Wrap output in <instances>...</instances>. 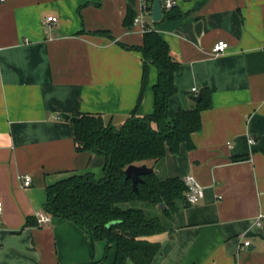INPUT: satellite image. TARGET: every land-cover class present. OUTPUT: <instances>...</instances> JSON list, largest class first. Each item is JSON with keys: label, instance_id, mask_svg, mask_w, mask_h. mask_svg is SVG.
Here are the masks:
<instances>
[{"label": "crops", "instance_id": "crops-1", "mask_svg": "<svg viewBox=\"0 0 264 264\" xmlns=\"http://www.w3.org/2000/svg\"><path fill=\"white\" fill-rule=\"evenodd\" d=\"M136 6L137 0H0V264L114 259L113 243L91 246L72 221L50 216L39 224L35 214L43 211L46 185L76 173L103 176V156L75 149L74 114L100 115L120 127L133 110L152 111L156 70L147 64L142 76L141 53L132 48L142 32L125 24L128 7L135 14ZM46 16L58 20L47 24ZM146 24L179 63L168 118L194 108L191 97L201 89L211 104L199 112L190 146L181 143L155 164L168 178L192 175L203 195L175 212L170 230L148 237L158 245L150 264H264V224H254L264 214V0H175ZM217 40L227 47L212 55ZM242 240L249 245L240 251Z\"/></svg>", "mask_w": 264, "mask_h": 264}, {"label": "trees", "instance_id": "trees-1", "mask_svg": "<svg viewBox=\"0 0 264 264\" xmlns=\"http://www.w3.org/2000/svg\"><path fill=\"white\" fill-rule=\"evenodd\" d=\"M133 13L128 7L125 24H132ZM132 48L141 53L143 77L147 64L156 70L151 113L139 116L133 110L120 127L105 123L100 115L74 114L70 124L75 149L103 156V176L76 173L48 184L43 206L50 216L72 221L85 232L91 246L96 240H103L107 248L113 243L116 252L110 264H150L158 245L148 237L170 230L173 215L187 204L184 185L177 177L158 171L144 174L134 191L125 168L146 164L157 169L155 164L166 152L177 153L183 142L189 147V134L201 126L199 112L211 106L208 91L201 89L194 108L177 110L168 118L167 100L175 93L173 74L179 63L151 27L142 33L140 46Z\"/></svg>", "mask_w": 264, "mask_h": 264}, {"label": "built area", "instance_id": "built-area-1", "mask_svg": "<svg viewBox=\"0 0 264 264\" xmlns=\"http://www.w3.org/2000/svg\"><path fill=\"white\" fill-rule=\"evenodd\" d=\"M175 0H159L161 13L163 11H167L172 8L174 5ZM152 0H137V6H136V15L133 18V24L138 26L139 30L143 33L146 30H148V26L146 24V17L150 14V3ZM58 20L57 17L53 16H46L45 22L47 24L50 23H56ZM227 47V42H224L222 40H217L214 42V44L211 47V53L212 55H219L224 52V50ZM194 91V89H193ZM61 118L60 116L57 118ZM249 143H252V139H248ZM23 179V185L28 186L30 183V177L27 175L22 176ZM181 182L184 185V196L185 201L187 204H195L199 202L203 195V187L201 184H199L195 178L192 175H184V177L181 179ZM2 203L0 201V212L2 208ZM35 217L37 218V222L39 224H46L50 220V215L48 213H45L44 211L37 212L35 214ZM254 224L259 226L261 224H264V214L263 215H257L254 219ZM249 242L247 240H242L239 244V250H246L248 247Z\"/></svg>", "mask_w": 264, "mask_h": 264}, {"label": "water", "instance_id": "water-1", "mask_svg": "<svg viewBox=\"0 0 264 264\" xmlns=\"http://www.w3.org/2000/svg\"><path fill=\"white\" fill-rule=\"evenodd\" d=\"M150 14H151V19L153 22H157L161 19L162 17V13H161V8H160V4H159V0H152L151 2V6H150ZM195 28V32L199 33L200 31V23L196 22L194 25ZM199 93H197L196 95L192 96L191 99L194 102H197L198 98H199ZM64 119L69 118V116L65 113L62 114L61 116ZM157 173V169H152L150 167H147L146 164H139L137 165H133L130 164L125 168V176L126 178H129L132 184V188L134 191H137L138 188V182L142 181V175L144 174H148V173ZM162 204H159V207H161Z\"/></svg>", "mask_w": 264, "mask_h": 264}, {"label": "rangeland", "instance_id": "rangeland-1", "mask_svg": "<svg viewBox=\"0 0 264 264\" xmlns=\"http://www.w3.org/2000/svg\"><path fill=\"white\" fill-rule=\"evenodd\" d=\"M162 175V174H161ZM159 206V205H158ZM111 250V249H110ZM110 250L108 251V253H110ZM108 262V261H107ZM106 264H108V263H106Z\"/></svg>", "mask_w": 264, "mask_h": 264}]
</instances>
